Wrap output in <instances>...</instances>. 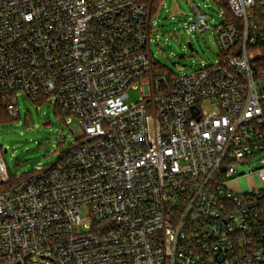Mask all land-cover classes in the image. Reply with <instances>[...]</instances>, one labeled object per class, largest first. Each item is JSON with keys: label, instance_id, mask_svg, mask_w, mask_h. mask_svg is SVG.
<instances>
[{"label": "built area", "instance_id": "2783aa9c", "mask_svg": "<svg viewBox=\"0 0 264 264\" xmlns=\"http://www.w3.org/2000/svg\"><path fill=\"white\" fill-rule=\"evenodd\" d=\"M156 2L0 0V109L85 132L15 181L0 149V264H264V0H215L220 57L178 75L155 70Z\"/></svg>", "mask_w": 264, "mask_h": 264}, {"label": "rangeland", "instance_id": "374dc122", "mask_svg": "<svg viewBox=\"0 0 264 264\" xmlns=\"http://www.w3.org/2000/svg\"><path fill=\"white\" fill-rule=\"evenodd\" d=\"M158 6L155 18L159 25L155 34L158 42L151 44L157 72L191 73L219 59L221 48L215 29L224 20L220 16L223 8L215 0H159ZM194 6L210 17V28L204 33L190 31L188 23L195 17ZM129 94L130 103L138 101L139 91L130 88ZM19 107V120L3 122L0 119V149L12 180L59 162L65 151L85 137L78 119L67 124L50 103L36 104L21 94ZM240 171L246 177L240 179L239 190L249 191L257 186L256 178L248 175V169L240 167ZM80 214L83 219L91 216L87 207H82ZM80 230L83 231V226Z\"/></svg>", "mask_w": 264, "mask_h": 264}, {"label": "trees", "instance_id": "16d2710c", "mask_svg": "<svg viewBox=\"0 0 264 264\" xmlns=\"http://www.w3.org/2000/svg\"><path fill=\"white\" fill-rule=\"evenodd\" d=\"M158 5H159V0H157V2H156V10H157V8L159 7ZM0 119H1L3 122L11 121V120L9 119V117L7 116V112H6L5 110H3V109H0ZM64 153H65V152H64ZM13 181H15V180H13Z\"/></svg>", "mask_w": 264, "mask_h": 264}, {"label": "water", "instance_id": "95a60500", "mask_svg": "<svg viewBox=\"0 0 264 264\" xmlns=\"http://www.w3.org/2000/svg\"><path fill=\"white\" fill-rule=\"evenodd\" d=\"M188 45H189V47H190V49H191V50H193V49H194V47H193L192 43H189ZM6 152H7V150L5 151V153H6Z\"/></svg>", "mask_w": 264, "mask_h": 264}]
</instances>
